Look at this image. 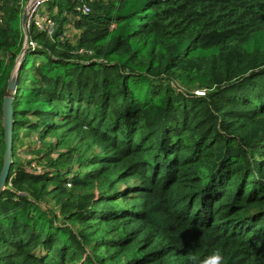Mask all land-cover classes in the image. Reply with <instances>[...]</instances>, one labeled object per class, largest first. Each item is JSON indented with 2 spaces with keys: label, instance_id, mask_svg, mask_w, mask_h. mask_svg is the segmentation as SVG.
Here are the masks:
<instances>
[{
  "label": "trees",
  "instance_id": "1",
  "mask_svg": "<svg viewBox=\"0 0 264 264\" xmlns=\"http://www.w3.org/2000/svg\"><path fill=\"white\" fill-rule=\"evenodd\" d=\"M2 2L0 172L25 47V0ZM43 11L57 28L32 32L19 64L0 264H193L217 249L224 264H264V0ZM31 139L40 168L16 160Z\"/></svg>",
  "mask_w": 264,
  "mask_h": 264
},
{
  "label": "water",
  "instance_id": "2",
  "mask_svg": "<svg viewBox=\"0 0 264 264\" xmlns=\"http://www.w3.org/2000/svg\"><path fill=\"white\" fill-rule=\"evenodd\" d=\"M26 21V9L23 11L22 27L24 29ZM26 51V46L21 51L17 58V63L13 68L12 75L8 81V90L3 99V126H4V144L5 150L3 154V166L0 172V192L5 189V185L9 179L10 171L13 163V148H14V95L17 90L18 69L22 56Z\"/></svg>",
  "mask_w": 264,
  "mask_h": 264
},
{
  "label": "built area",
  "instance_id": "3",
  "mask_svg": "<svg viewBox=\"0 0 264 264\" xmlns=\"http://www.w3.org/2000/svg\"><path fill=\"white\" fill-rule=\"evenodd\" d=\"M47 1L48 0H28V3L25 8V27L23 29L25 35V46H36V43L31 37L32 32H34L35 30L52 34L57 28L56 22L53 20V18L49 14L44 13L43 11V7L45 6ZM2 4L3 2L2 0H0V24L4 22ZM78 9H81L83 13L90 12V8L86 5Z\"/></svg>",
  "mask_w": 264,
  "mask_h": 264
},
{
  "label": "rangeland",
  "instance_id": "4",
  "mask_svg": "<svg viewBox=\"0 0 264 264\" xmlns=\"http://www.w3.org/2000/svg\"><path fill=\"white\" fill-rule=\"evenodd\" d=\"M28 3V0H25V2L23 3V8H26V5ZM66 30L67 32V37L71 42H75L77 39V30L75 28H73V26H68V24L66 25ZM17 63V61H16ZM188 88H191V86H186ZM31 119H33L32 116H30ZM36 141V134L33 135V138ZM29 140L26 141L25 143H21V149L19 150V153L17 154L16 160L20 161V163L24 164L27 163L28 158H33L34 160H32L34 162V164L37 165L38 168L42 167L40 165V163H38L39 161V157L41 156V153H37V149L41 146V144L37 141V143L35 144V142H33V140ZM49 141H54L55 139H48ZM31 144V146H30ZM23 146V147H22ZM56 155V154H55Z\"/></svg>",
  "mask_w": 264,
  "mask_h": 264
},
{
  "label": "clouds",
  "instance_id": "5",
  "mask_svg": "<svg viewBox=\"0 0 264 264\" xmlns=\"http://www.w3.org/2000/svg\"><path fill=\"white\" fill-rule=\"evenodd\" d=\"M190 259L193 264H224L223 253L218 249L202 259H198L195 254L190 253Z\"/></svg>",
  "mask_w": 264,
  "mask_h": 264
}]
</instances>
